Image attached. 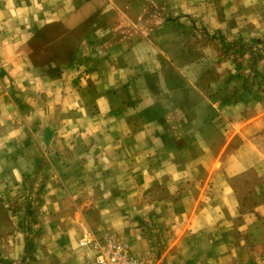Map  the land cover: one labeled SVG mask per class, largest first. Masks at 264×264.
<instances>
[{"label":"crops","instance_id":"obj_1","mask_svg":"<svg viewBox=\"0 0 264 264\" xmlns=\"http://www.w3.org/2000/svg\"><path fill=\"white\" fill-rule=\"evenodd\" d=\"M264 264V0H0V264Z\"/></svg>","mask_w":264,"mask_h":264},{"label":"built area","instance_id":"obj_2","mask_svg":"<svg viewBox=\"0 0 264 264\" xmlns=\"http://www.w3.org/2000/svg\"><path fill=\"white\" fill-rule=\"evenodd\" d=\"M81 245L93 249V256L87 264H141L131 255L128 245L111 234L86 238Z\"/></svg>","mask_w":264,"mask_h":264}]
</instances>
